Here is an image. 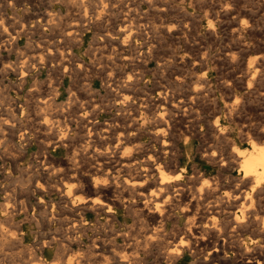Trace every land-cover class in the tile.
Segmentation results:
<instances>
[{
    "label": "rangeland",
    "instance_id": "374dc122",
    "mask_svg": "<svg viewBox=\"0 0 264 264\" xmlns=\"http://www.w3.org/2000/svg\"><path fill=\"white\" fill-rule=\"evenodd\" d=\"M155 1L156 0H152V1L143 0V2L142 0H110V1L109 0H37V1L36 0H0V29H1L0 30V33H1L0 34V130L3 132L2 134V132L0 131V146H1L0 147V228H1L0 229V246H1L0 247V264H17V263L18 264L20 263L21 264H38V263L39 264L40 263L41 264H53V263L54 264H76V263L80 264L81 263L82 264L83 262H84L83 264H222V263L223 264H243V262L245 261V258H243L241 254L244 252V249L241 248L240 254L239 252L237 253V247L240 246V240H237L233 237L230 238L231 240L228 239L226 242L228 245L226 244V247L224 249L225 254L220 249L219 250L217 249L218 253L215 254L214 253L215 251L213 248L208 254H206L207 250L197 251L195 254V252H192L191 250L189 251L190 248L186 246L184 247L186 249L183 250V254L181 252V254H179L177 257H174L168 253V249H169L168 242L169 240H173V242L175 243L177 240V243H178L180 234L186 231L187 229L186 227L189 226V222H192V221L195 222L198 220L197 221L198 224L197 225L194 224V226L192 224V226L194 228L195 226L197 228H201V224L205 222L207 217H211V215L213 214L208 211L214 206V204H212L214 203L213 201H215L214 199H216L217 196L219 197L223 194L228 195L229 193L230 195L236 188L238 189L240 187V183L238 180V175H239L238 169L233 168V169H227V170L225 169L220 170L219 164L217 162H215L214 164L211 163L207 158H205V155H204V150L207 149L209 145L216 144L217 147H221V146L224 147V146L229 145L228 142L226 143V141L222 139H220L218 142H215L214 139L212 138V134L210 132L206 134L205 130H204L205 134L202 135L199 132V127L197 124L193 125L194 127L193 131H191V133L188 134L187 139H185V137L182 134L184 133V130L186 126L188 125V121L190 122V120H195L199 118L200 116L202 119L212 120L215 116H221L222 111H226V110L227 111L225 113L229 114L230 111L232 113V115L228 117L229 121H227V123H224L228 127L227 129L229 131L228 132L229 137L236 138L238 136L237 131H238L239 125L241 126V124H247V125H252L253 127L261 128L260 124L264 120V116H263V113H264V108H263L264 107V100H263L264 99L263 98V95H264V75H263L264 74V56L260 57L264 55V42H263L264 41V33H263L264 32V26H263L264 25V15H263L264 5L261 0L260 1L259 0H254V1L253 0H240V1L239 0H221V1L220 0H199V1L196 0V3L195 1H193L192 5H189V2H190L189 0H185V2L184 0H168V1L167 0H157L156 2ZM181 7H184L183 9L185 10H183ZM259 7L261 10L259 9ZM133 8L136 9L137 13L135 12ZM153 8L154 10L152 11ZM226 8L227 10L225 11ZM161 9H163L162 12L164 14L161 12ZM181 9L187 12L188 15L185 12L183 13ZM150 10L152 13L151 12L149 13ZM233 10H236V11H233ZM132 11H134L133 12L134 15ZM196 15L199 16L198 20L196 19L198 18V16L196 17ZM252 15H256V16H252ZM97 16H99V19ZM183 17L185 20L183 19ZM124 19L126 20V22H124L125 21ZM193 19H194V22H193ZM190 20L193 24L190 22ZM133 21H135L136 23ZM141 21L143 22V24ZM35 22L37 24H35ZM229 22L231 24H228ZM86 23L88 24L86 25ZM224 23L226 24V26L224 25ZM121 24L131 26L130 28H132V31L135 34V36L132 37V39L131 38L126 39L125 33H123V26ZM169 25L172 30L168 32L166 28H170ZM229 26L230 28L232 26L233 27L230 29ZM237 26L240 29H238ZM53 27H55V31ZM72 27L74 29H72ZM156 28H158L159 30ZM259 28L261 30H259ZM27 29H28V32H27ZM48 29H50L51 32ZM173 29L174 31L175 30L177 31L174 32ZM183 29H186V30H183ZM187 31L189 34L187 33ZM54 32H55L54 34L55 36L53 35ZM233 32L234 33L237 32V33L234 34ZM43 33L46 35H44ZM237 34L244 38L239 37ZM137 35L139 38L137 37ZM13 36H15L16 38ZM50 37L52 40L50 39ZM65 38L67 39V41ZM250 38H252L253 40ZM234 40H235V43H234ZM49 41L51 43L53 41L55 42L51 44L49 43ZM231 41H233V43ZM47 43H49V45ZM242 44L244 45V47ZM32 46L34 50H32ZM66 47H68V49ZM149 48H152L151 50L153 51H151ZM236 49H238V51ZM123 51L124 53L122 54ZM62 52L66 54L63 55ZM174 52L176 55L174 54ZM204 52H207L205 53L206 55L208 54L207 57L204 54ZM241 52H244L242 53L243 55L241 54ZM71 53L73 55H71ZM149 54H152V55L149 56ZM61 55L63 57H61ZM194 55L196 57H194ZM258 55L260 56L257 58ZM71 56H72V59H71ZM170 56H172L173 58ZM145 58L148 60H146ZM184 58L188 61H186ZM228 58L229 59L231 58L230 59L231 62H229L230 60ZM232 58L237 61L236 62L235 60L233 61ZM48 59L50 60V62ZM51 59H55V60H51ZM123 59L125 61H123ZM227 59H228V62H227ZM248 59L249 60L255 59L254 62L251 61L252 65L250 64V61ZM257 59L258 61H256ZM200 60H202L203 62ZM160 61L162 65L160 64ZM245 61L247 64H245ZM236 64L239 66L236 67L237 66ZM257 64H259V66ZM247 65L249 66L250 69L247 68L248 67ZM79 67H81V70L79 69ZM66 69L68 71L71 70L73 73L71 71L68 72ZM135 69L136 70L138 69V70L136 71ZM179 70H181V74ZM155 74H158V75H155ZM177 75L178 77L181 76L180 77L181 79L177 78ZM130 76L133 78H131ZM203 82H205V84ZM249 83L252 84L253 89ZM201 85L205 87L203 88L201 87ZM261 85L262 87H260ZM196 86H198V88ZM227 86L230 88H228ZM255 86H257V88ZM127 94L129 95V97L127 96ZM175 94H176V97H174ZM206 94H207V97H205ZM233 95H235L236 98ZM120 96L121 98H123L124 96V99L123 100L121 98L119 99ZM125 96H127V98ZM251 96H254V97H251ZM240 97L241 99L242 98L243 99L241 100ZM230 98L232 99L230 100ZM46 100L54 101L53 102L54 104L51 106L52 102H48ZM236 100L240 101L241 103ZM121 101H123V103ZM162 102L164 104L167 103L166 104L167 106L172 107L171 108L172 132H169V134L166 136L168 140L171 139L172 141L171 142L172 143V149H171L172 153L171 152L168 153V157L166 161L170 165H174V164L177 165L178 169L183 171L185 175L193 176L195 174V176H198V178L194 179L193 181H188L187 176L185 178V181L187 183V189H188L187 193H189L190 195H187L188 197L186 201L185 200L182 201L181 207H184L187 209L183 208L184 212L183 210L181 211L180 209H177V208L175 209L172 208L173 211L169 209V212L165 214L163 221L158 223L157 221L155 222V220L152 219V217L149 215L146 208L142 206L141 202H143V199L141 198L139 199L138 197H135V195H134L135 198L131 197L129 193H127V190H125L126 187L123 186V183H122V178L124 176L129 175L131 177L134 176V178L140 179L144 172L141 173L140 168H138L137 166L131 165L132 164L131 162H133V160H132L131 155L127 152V150H123V148L115 149L116 148L115 143L117 142V139H116L117 134L115 133L113 135L114 139H113V142H111L112 137L105 136V133L102 132V128L105 127L106 124L107 125L113 124L115 126L118 125L120 127L121 125H125V124L126 125L134 124L133 129L135 133L130 137L128 136H125L124 138L121 137L123 141L122 144L131 145L133 147L135 145L136 147L141 146V149L139 148L140 150L139 149L138 150L136 149V150L141 151L143 155H145L146 152H153V148L159 149L160 144H161V141H158V138L152 136V132H153L154 122H156L155 113H157V107L159 109L158 104ZM185 102H187V104ZM233 102L236 103V108L228 112V109L226 108H230V107L226 105L233 104ZM44 103H45V106H44ZM116 103L123 109H120V108L118 109V107L116 106ZM48 106H49V109L51 110L48 109ZM71 107L73 108V110ZM189 107L191 108L189 109ZM34 108L36 111L34 110ZM186 108L188 109V111L186 110ZM90 111L92 114L89 113ZM144 111H146V114L148 113L147 115L149 116V123L143 124L144 125L143 126L141 125V122L143 121L142 117L144 116L143 115L145 113ZM198 111L200 112L199 114H198ZM54 112L57 114H55ZM48 113H50L51 115ZM87 114H89L90 116L89 115L87 116ZM228 114L225 116L227 117ZM80 116H84V117L81 118ZM118 116H119V119L117 118ZM130 116H132V118ZM212 116L213 118H211ZM76 117H78L79 119ZM230 117L232 120L230 119ZM137 118H139L140 120ZM55 119L56 120L59 119V120L56 121ZM132 119H135V120H132ZM245 119L247 120L246 121L247 123L245 122ZM47 120L52 121V122L49 121L51 125L48 123ZM69 121H72V122H69ZM87 121H90V123L92 124H96L97 128L99 127L98 130L95 129L96 131L94 130V133H92L93 130H89L88 126L86 125L88 123ZM116 121L118 122L116 123ZM63 131H68L67 133L68 136L64 138L66 140H63V138L62 140L60 139ZM96 133L99 135H96ZM57 134L60 137H58ZM86 134L87 135L89 134L87 138H86L87 136ZM102 137H104L103 139L105 140H103ZM222 141L224 143H222ZM259 142L264 143V138L262 140L260 139ZM91 144L92 146H90ZM102 144L104 145L102 146ZM75 145L77 146V148ZM108 146L111 147L110 148L111 150L108 148ZM241 146L245 147V145H241ZM72 147H73V150H71ZM81 148L82 150H80ZM76 149L79 151H77ZM93 150H95L96 152ZM73 151H75L74 152L75 155L77 154L76 156L73 155L74 154ZM85 151H88V152H85ZM10 154H12V156ZM114 154L118 156V158ZM15 155L17 157H14ZM72 155L75 157L76 160L74 159ZM123 155L124 157L121 158V156ZM173 155H175V157ZM45 156H47V158ZM126 156H129V157H126ZM80 157L82 158V160ZM126 158L127 159L129 158V159L126 160ZM42 159H44L47 162H45ZM48 159H49V162H48ZM111 159H113L114 161ZM65 161L66 162L68 161L67 163L70 162V164H68L70 169L66 168ZM116 163L117 165H115ZM74 164L75 166H73ZM103 164L106 166H103ZM126 165L129 170L127 169L125 170L124 167H126ZM150 165L152 164H149V166ZM107 166L108 168L112 167L109 171V172L111 171L112 172L111 173L108 172L109 173L108 177L105 176L104 174L107 171V168H106ZM89 167L91 170L89 169ZM91 167H94V169ZM86 168L88 169V171H86L87 170ZM118 169L119 171L122 170L121 172H119V174L116 173ZM147 169L148 168H146L145 170L147 171ZM58 170L61 172L63 170V172L61 173ZM71 170H74V172ZM75 170L79 172H75ZM101 173H103V175ZM95 174H98V175H95ZM217 174L219 177V182H218V186H217L218 188L216 190V194H214L213 196L211 195V197H209L208 199H205L203 193L200 194V192L197 191L198 187H200L201 184L204 185V182H206L207 184V181L209 183H213L215 181V177L217 176ZM223 175L226 177H224ZM78 176H81V177L78 178ZM84 176L85 178H87V181L85 179L86 182L85 181L83 182ZM106 178L107 180H105ZM232 178L233 180H231ZM69 180L70 182L74 183V187L76 186L77 190L79 191L75 193L76 195H70L71 197L70 196L67 197L65 193L66 190L63 187V185L66 184L67 181H68L67 183H69ZM95 180L97 182L101 181L100 183L102 185L100 183L95 182ZM203 180H207V181H203ZM199 181L201 182V184ZM91 182L97 183V185L99 186L98 187L99 190H102L103 188L102 192L98 194L97 193L91 194V192L89 193V188H91V186L88 185V183H91ZM104 182H107V183H104ZM195 182L198 184L195 185L194 184ZM79 183L81 184L79 185ZM111 184L115 187L113 188ZM59 185L61 186V188ZM106 185L108 186V188ZM102 186H104L105 188ZM79 187L80 188L82 187V188L79 189ZM119 189L121 192L119 191ZM114 195H117V196H114ZM127 195L129 197H126ZM119 196H122L123 198ZM73 197L76 200H73L74 199ZM83 197L84 198L86 197L85 199L87 198L88 199L87 200L84 199V202H82ZM95 197L98 198L99 200H104V199L111 200L112 199L113 201L112 207L105 208V206H99V205L95 206L92 203V200ZM72 200H73V203H72ZM210 200L212 202L209 203L208 201ZM238 200L239 201L236 200L238 203L236 204L237 205L241 204V206H243V208L245 209H249L254 206L258 207L259 209L261 208L260 210L264 209V206L262 205L264 204V196L263 197L261 196L260 198H253L252 201L251 199H249V197L248 198L240 197ZM126 201H128L129 203ZM224 201H225V198H224ZM186 202L187 204H185ZM242 203H246V204L248 203V205L245 206ZM225 206L223 207L225 210L221 208V215L218 217L220 221L222 220L223 223L225 222L224 224H226L225 226L227 227L230 225L229 223L231 221L230 220L231 210L230 208H228L226 204ZM136 208L138 210H136ZM197 209H199L200 212L197 213L198 211ZM202 209H203V213H202ZM201 213L202 215L200 216ZM186 214L189 219L187 218ZM190 215L191 216L193 215V217H191ZM198 218H200V220ZM151 223L154 224L155 226L152 225ZM160 225H162V227ZM156 226L159 229H157ZM148 227L149 229H147ZM229 227L227 228V231L228 229H230ZM252 227L248 229H244L241 233L242 234L241 238L243 236H244L243 238L245 239H249V237H252L253 236L252 232L254 228ZM179 230L183 232H180ZM208 230L209 229L207 228V230L204 231V233H205V236L208 235L207 237L211 239L210 241H212V243L214 242V240L220 239L222 237V235L220 236L217 235L218 233H213L214 234L213 235L212 231L211 230L208 231ZM1 233L2 234L4 233L5 235L3 236L1 235ZM166 234L167 236H165ZM10 235L14 237H11ZM216 235L219 236L220 238L217 237ZM146 237H149V238H146ZM130 239L132 240L130 241ZM136 240L138 242H136ZM113 243L115 244V247L114 246L112 247V245H114ZM260 244L262 247H264V239L260 241ZM249 250L251 251L252 248H250ZM123 251H126L127 253V259L124 262L122 261L123 257L121 256L123 255ZM59 252L62 253L61 256ZM73 252L76 256L73 254ZM106 255L107 257L105 259ZM62 256L64 257V259ZM29 257L31 259L33 258L34 259L29 261V259H27ZM69 257L70 258L72 257V258L69 259Z\"/></svg>",
    "mask_w": 264,
    "mask_h": 264
},
{
    "label": "bare ground",
    "instance_id": "6f19581e",
    "mask_svg": "<svg viewBox=\"0 0 264 264\" xmlns=\"http://www.w3.org/2000/svg\"><path fill=\"white\" fill-rule=\"evenodd\" d=\"M37 1V0H36ZM110 1V0H109ZM152 1V0H151ZM157 1V0H156ZM155 1V2H156ZM168 1V0H167ZM190 2H189V5H192L193 4V1H195V3H196V0H189ZM199 1V0H198ZM221 1V0H220ZM240 1V0H239ZM254 1V0H253ZM260 1V0H259ZM262 1V3H263V5H264V0H261ZM100 2H102V1H100ZM142 2H143V0H142ZM141 2V3H142ZM150 2V1H149ZM161 2V1H160ZM180 2V1H179ZM184 2H185V0H184ZM201 2V1H200ZM199 2V3H200ZM245 2H247V1H245ZM249 2V1H248ZM85 3V2H84ZM94 3V2H93ZM109 3V2H108ZM107 3V4H108ZM140 3V4H141ZM148 3V2H147ZM198 3V2H197ZM214 3V2H213ZM250 3H251V1H250ZM256 3V2H255ZM258 3V2H257ZM89 4V3H88ZM143 4V3H142ZM151 4V3H150ZM160 4V3H159ZM163 4V3H162ZM180 4V3H179ZM187 4V3H186ZM110 5V4H109ZM109 5H108V7H109ZM119 5H120V3H119ZM131 5H133V4H131ZM137 5V4H136ZM161 5V4H160ZM188 5V6H189ZM202 5V4H201ZM252 5V4H251ZM36 6V5H35ZM150 6V5H149ZM148 6V7H149ZM154 6V5H153ZM198 6V5H197ZM98 7V6H97ZM104 7V6H103ZM112 7V6H111ZM120 7V6H119ZM126 7V6H125ZM137 7V6H136ZM152 7V6H151ZM150 7V8H151ZM155 7V6H154ZM157 7V6H156ZM173 7V6H172ZM238 7V6H237ZM95 8V7H94ZM121 8V7H120ZM140 8V7H139ZM159 8V7H158ZM179 8V7H178ZM182 9L184 8V7H181ZM192 8V7H191ZM196 8V7H195ZM201 8V7H200ZM211 8V7H210ZM96 9V8H95ZM134 9V8H133ZM132 9V10H133ZM156 9V8H155ZM160 9V8H159ZM181 9V11H183V10H185V9H183L182 10ZM231 9V8H230ZM233 9H235V8H233ZM259 9H260V7H259ZM110 10V9H109ZM127 10H129V9H127ZM135 10V12H136V9H134ZM137 10H138V8H137ZM154 10V8L152 9V11ZM162 10L163 9H161V12H162ZM174 10V9H173ZM199 10V9H198ZM223 10V9H222ZM221 10V11H222ZM227 10V8L225 9V11ZM261 10V9H260ZM97 11V10H96ZM104 11V10H103ZM130 11H131V9H130ZM146 11V10H145ZM178 11V10H177ZM233 11H236V10H233ZM121 12V11H120ZM134 11H132V13H133ZM151 12V10L149 11V13ZM185 11H183V13H184ZM213 12V11H212ZM46 13V12H45ZM137 13V12H136ZM135 13V14H136ZM152 13V12H151ZM158 13V12H157ZM163 13V12H162ZM168 13V12H167ZM185 13H187V12H185ZM259 13V12H258ZM97 14V13H96ZM164 14V13H163ZM190 14V13H189ZM227 14H229V13H227ZM226 14V15H227ZM254 14V13H253ZM93 15V14H92ZM95 15V14H94ZM104 15H105V13H104ZM108 15V14H107ZM132 15V14H131ZM133 15H134V13H133ZM132 15V16H133ZM144 15H145V13H144ZM152 15V14H151ZM177 15V14H176ZM186 15V14H185ZM185 15H183V16H185ZM187 15H188V13H187ZM193 15V14H192ZM195 15V14H194ZM209 15V14H208ZM238 15V14H237ZM264 15V14H263ZM29 16V15H28ZM33 16V15H32ZM110 16V15H109ZM127 16V15H126ZM136 16V15H135ZM166 16V15H165ZM165 16H163V17H165ZM198 15H196V17H197ZM252 16H256V15H252ZM38 17V16H37ZM98 17V19H99V16H97ZM101 17V16H100ZM108 17V16H107ZM179 17V16H178ZM188 17V16H187ZM191 17V16H190ZM193 17V16H192ZM232 17V16H231ZM238 17V16H237ZM259 17H261V16H259ZM78 18V17H77ZM104 18V17H103ZM123 18V17H122ZM148 18V17H147ZM158 18V17H157ZM182 18V17H181ZM180 18V19H181ZM35 19V18H34ZM126 19V18H125ZM124 19V20H125ZM156 19V18H155ZM183 19H184V17H183ZM189 19V18H188ZM195 19V18H194ZM194 19H193V22H194ZM197 20L199 19V16H198V18H196ZM254 19V18H253ZM260 19V18H259ZM33 20V19H32ZM31 20V21H32ZM102 20V19H101ZM120 20V19H119ZM118 20V21H119ZM131 20V19H130ZM140 20V19H139ZM170 20H172V19H170ZM179 20V19H178ZM185 20V19H184ZM236 20V19H235ZM263 20V19H262ZM30 21V22H31ZM37 21V20H36ZM103 21V20H102ZM136 21H137V19H136ZM167 21V20H166ZM210 21V20H209ZM233 21V20H232ZM258 21V20H257ZM97 22H98V20H97ZM96 22V23H97ZM124 22H126V20L124 21ZM133 22H135V21H133ZM142 22V21H141ZM161 22V21H160ZM163 22V21H162ZM173 22V21H172ZM190 22H191V20H190ZM217 22V21H216ZM220 22V21H219ZM231 22V21H230ZM228 23V24H231V23ZM253 22V21H252ZM95 23V24H96ZM136 23V22H135ZM176 23V22H175ZM180 23V22H179ZM189 23V22H188ZM192 23V22H191ZM236 23V22H235ZM237 23H238V21H237ZM259 23V22H258ZM258 23H257V25H258ZM35 24H37L36 22H35ZM88 23H86V25H87ZM94 24V25H95ZM98 24V23H97ZM100 24V23H99ZM142 24H143V22H142ZM153 24V23H152ZM151 24V25H152ZM167 24V23H166ZM174 24V23H173ZM178 24V23H177ZM190 24V23H189ZM193 24V23H192ZM195 24V23H194ZM240 24V23H239ZM263 24V23H262ZM12 25V24H11ZM14 25V24H13ZM70 25V24H69ZM106 25V24H105ZM111 25V24H110ZM122 25V24H121ZM133 25H134V23H133ZM132 25V26H133ZM150 25V26H151ZM164 25V24H163ZM171 25V24H170ZM170 25H169V27H170ZM179 25H181V24H179ZM185 25V24H184ZM223 25V24H222ZM224 25L226 26V24L224 23ZM256 25V24H255ZM80 26V25H79ZM97 26V25H96ZM95 26V27H96ZM99 26V25H98ZM113 26V25H112ZM123 26V33H125V36H126V39L127 38H131L132 39V37H134L135 36V34L133 33V31H132V28H130L131 26H128V25H122ZM172 26V25H171ZM178 26V25H177ZM186 26V25H185ZM184 26V27H185ZM231 26V25H230ZM230 26H229V28H230ZM264 26V25H263ZM15 27V26H14ZM18 27V26H17ZM37 27H39V26H37ZM36 27V28H37ZM120 27V26H119ZM134 27V26H133ZM152 27V26H151ZM154 27V26H153ZM163 27V26H162ZM180 27V26H179ZM184 27H182V28H184ZM223 27V26H222ZM233 27V26H232ZM231 27V28H232ZM236 27V26H235ZM259 27V26H258ZM35 28V27H34ZM45 28V27H44ZM50 28H52V27H50ZM54 28V31H55V27H53ZM94 28V27H93ZM112 28V27H111ZM135 28V27H134ZM146 28V27H145ZM149 28V27H148ZM164 28V27H163ZM162 28V29H163ZM173 28V27H172ZM176 28V27H175ZM178 28V27H177ZM190 28V27H189ZM193 28V27H192ZM230 28V29H231ZM237 28H238V26H237ZM29 29V28H28ZM28 29H27V32H28ZM62 29V28H61ZM69 29V28H68ZM72 29H74L73 27H72ZM76 29V28H75ZM95 29V28H94ZM99 29V28H98ZM138 29V28H137ZM156 29H158V28H156ZM167 30H168V32L170 31V30H172L171 29V27L170 28H166ZM216 29V28H215ZM226 29V28H225ZM235 29V28H234ZM238 29H240V28H238ZM238 29H237V31H238ZM258 29V28H257ZM1 30V29H0ZM37 30H39V29H37ZM37 30H35V31H37ZM50 32H51V30L50 29H48ZM78 30V29H77ZM97 30V29H96ZM149 30V29H148ZM159 30V29H158ZM183 30H186V29H183ZM191 30V29H190ZM210 30V29H209ZM217 30V29H216ZM223 30H224V28H223ZM223 30H222V32H223ZM236 30V29H235ZM234 30V31H235ZM259 30H261L260 28H259ZM26 31V30H25ZM24 31V32H25ZM63 31V30H62ZM113 31V30H112ZM122 31V30H121ZM135 31V30H134ZM165 31V30H164ZM173 31H174V29H173ZM175 31H177V30H175ZM174 31V32H175ZM194 31V30H193ZM193 31H191V32H193ZM231 31V30H230ZM233 31V30H232ZM243 31V30H242ZM263 31V30H262ZM33 32V31H32ZM44 32V31H43ZM58 32H60V31H58ZM64 32V31H63ZM98 32H100V31H98ZM119 32V31H118ZM136 32V31H135ZM154 32V31H153ZM211 32V31H210ZM217 32V31H216ZM260 32V31H259ZM9 33V32H8ZM16 33V32H15ZM74 33V32H73ZM142 33V32H141ZM144 33V32H143ZM165 33H167V32H165ZM184 33V32H183ZM182 33V34H183ZM187 33H188V31H187ZM195 33V32H194ZM193 33V34H194ZM197 33V32H196ZM218 33V32H217ZM226 33V32H225ZM234 33V32H233ZM237 33V32H236ZM236 33H234V34H236ZM240 33V32H239ZM238 33V34H239ZM243 33V32H242ZM245 33V32H244ZM264 33V32H263ZM1 34V33H0ZM10 34V33H9ZM14 34V33H13ZM44 34V33H43ZM52 34V33H51ZM55 34V32L53 33V35ZM96 34V33H95ZM189 34V33H188ZM187 34V35H188ZM192 34V33H191ZM212 34H213V32H212ZM211 34V35H212ZM230 34V33H229ZM237 34V35H238ZM11 35V34H10ZM44 35H46V34H44ZM43 35V36H44ZM101 35V34H100ZM99 35V36H100ZM106 35V34H105ZM142 35V34H141ZM140 35V36H141ZM210 35V34H209ZM231 35V34H230ZM240 35V34H239ZM238 35V36H239ZM4 36H5V34H4ZM50 36V35H49ZM55 36V35H54ZM58 36H60V35H58ZM97 36V35H96ZM124 36V37H125ZM214 36V35H213ZM237 36V37H238ZM11 37V36H10ZM13 37H15V36H13ZM39 37V36H38ZM48 37V36H47ZM64 37H66V36H64ZM63 37V38H64ZM68 37V36H67ZM74 37V36H73ZM124 37H123V39H124ZM137 37H138V35H137ZM169 37V36H168ZM179 37V36H178ZM182 37H184V36H182ZM187 37H189V36H187ZM233 37V36H232ZM239 37H242V36H239ZM249 37V36H248ZM6 38H7V36H6ZM16 38V37H15ZM29 38V37H28ZM101 38H103V37H101ZM107 38V37H106ZM139 38V37H138ZM236 38V37H235ZM242 38H244V37H242ZM13 39V38H12ZM50 39H51V37H50ZM54 39V38H53ZM66 39V38H65ZM65 39H64V41H65ZM95 39V38H94ZM129 39H128V41H129ZM146 39V38H145ZM152 39V38H151ZM157 39V38H156ZM249 39V38H248ZM250 39H252V38H250ZM46 40V39H45ZM48 40V39H47ZM52 40V39H51ZM103 40V39H102ZM179 40V39H178ZM195 40V39H194ZM240 40V39H239ZM246 40V39H245ZM253 40V39H252ZM66 41H67V39H66ZM111 41V40H110ZM131 41V40H130ZM188 41V40H187ZM12 42H13V40H12ZM43 42V41H42ZM45 42H47V41H45ZM53 42H55V41H53ZM52 42V43H53ZM61 42V41H60ZM69 42V41H68ZM132 42V41H131ZM155 42V41H154ZM180 42V41H179ZM232 43H233V41H231ZM264 42V41H263ZM49 43H51L50 41H49ZM49 43H47L48 45H49ZM51 43V44H52ZM63 43V42H62ZM99 43V42H98ZM234 43H235V40H234ZM238 43V42H237ZM241 43V42H240ZM246 43V42H245ZM65 44V43H64ZM106 44V43H105ZM188 44V43H187ZM197 44V43H196ZM244 44V43H243ZM242 44V45H243ZM249 44V43H248ZM247 44V45H248ZM39 45V44H38ZM42 45V44H41ZM126 45V44H125ZM129 45V44H128ZM131 45V44H130ZM235 45V44H234ZM233 45V46H234ZM246 45V44H245ZM31 46V45H30ZM29 46V47H30ZM47 46V45H46ZM53 46V45H52ZM65 46V45H64ZM69 46V45H68ZM135 46V45H134ZM143 46V45H142ZM146 46V45H145ZM153 46V45H152ZM240 46V45H239ZM44 47V46H43ZM55 47V46H54ZM140 47V46H139ZM236 47V46H235ZM243 47H244V45H243ZM37 48V47H36ZM35 48V49H36ZM42 48V47H41ZM67 49H68V47H66ZM141 48V47H140ZM185 48V47H184ZM249 48V47H248ZM40 49V48H39ZM65 49V48H64ZM106 49V48H105ZM137 49H138V47H137ZM150 50L152 49V48H149ZM148 49V50H149ZM186 49H187V47H186ZM241 49H243V48H241ZM27 50V49H26ZM29 50V49H28ZM32 50H34L33 49V46H32ZM41 50V49H40ZM47 50V49H46ZM51 50V49H50ZM226 50V49H225ZM237 51H238V49H236ZM235 50V51H236ZM247 50V49H246ZM39 51V50H38ZM56 51V50H55ZM63 51V50H62ZM70 51V50H69ZM151 51H153V50H151ZM157 51V50H156ZM195 51H197V50H195ZM224 51V50H223ZM242 51V50H241ZM248 51V50H247ZM135 52V51H134ZM137 52V51H136ZM177 52V51H176ZM185 52V51H184ZM203 52V51H202ZM226 52V51H225ZM224 52V53H225ZM229 52V51H228ZM245 52V51H244ZM244 52H241V54L242 53H244ZM52 53V52H51ZM63 53V52H62ZM102 53V52H101ZM124 53V51L122 52V54ZM132 53V52H131ZM153 53V52H152ZM205 53H207V52H204V54ZM230 53H232V52H230ZM239 53V52H238ZM56 54V53H55ZM64 54H66V53H63V55ZM157 54V53H156ZM174 54H175V52H174ZM188 54V53H187ZM198 54V53H197ZM199 54H200V52H199ZM262 54V53H261ZM51 55V54H50ZM53 55H54V53H53ZM57 55V54H56ZM71 55H73L72 53H71ZM150 55H152V54H149V56ZM176 55V54H175ZM174 55V56H175ZM191 55V54H190ZM206 55V54H205ZM208 55V54H207ZM207 55H206V57H207ZM235 55V54H234ZM236 55H237V53H236ZM243 55V54H242ZM241 55V56H242ZM35 56V55H34ZM33 56V57H34ZM44 56H45V54H44ZM58 56V55H57ZM70 56V55H69ZM131 56V55H130ZM239 56V55H238ZM260 55H258L257 56V58L259 57ZM264 55H262V56H260V57H263ZM37 57H38V55H37ZM53 57V56H52ZM61 57H63L62 55H61ZM132 57V56H131ZM144 57V56H143ZM142 57V58H143ZM170 57H172V56H170ZM186 57V56H185ZM194 57H196L195 55H194ZM203 57V56H202ZM250 57V56H249ZM24 58V57H23ZM27 58V57H26ZM41 58V57H40ZM49 58V57H48ZM55 58V57H54ZM124 58V57H123ZM133 58V57H132ZM131 58V59H132ZM157 58V57H156ZM155 58V59H156ZM173 58V57H172ZM252 58V57H251ZM25 59V58H24ZM39 59V58H38ZM66 59V58H65ZM71 59H72V56H71ZM113 59V58H112ZM121 59V58H120ZM126 59V58H125ZM136 59V58H135ZM146 59V58H145ZM185 59V58H184ZM229 59V58H228ZM228 59H227V62H228ZM231 59V58H230ZM229 59V60H230ZM233 59V58H232ZM255 59H256V57H255ZM254 59V60H255ZM27 60V59H26ZM45 60V59H44ZM49 60V59H48ZM51 60H55V59H51ZM64 60V59H63ZM76 60V59H75ZM108 60V59H107ZM114 60H115V58H114ZM113 60V61H114ZM118 60V59H117ZM116 60V61H117ZM146 60H148V59H146ZM175 60V59H174ZM186 60V59H185ZM223 60H225V59H223ZM235 59H233V61H234ZM249 60V59H248ZM254 60L252 59H250L249 61H250V64L252 65V63H251V61H253L254 62ZM262 60H263V58H262ZM68 61V60H67ZM123 61H125L124 59H123ZM139 61V60H138ZM158 61V60H157ZM172 61V60H171ZM186 61H188V60H186ZM200 61H202V60H200ZM237 60H235V62H236ZM256 61H258V59L256 60ZM255 61V62H256ZM42 62H43V60H42ZM46 62V61H45ZM49 62H50V60H49ZM72 62V61H71ZM78 62H79V60H78ZM96 62V61H95ZM130 62H132V61H130ZM143 62V61H142ZM165 62V61H164ZM178 62V61H177ZM203 62V61H202ZM208 62V61H207ZM206 62V63H207ZM229 62H231V60L229 61ZM242 62V61H241ZM260 62V61H259ZM39 63V62H38ZM82 63V62H81ZM98 63V62H97ZM108 63V62H107ZM113 63V62H112ZM119 63V62H118ZM122 63V62H121ZM134 63V62H133ZM179 63V62H178ZM249 63V62H248ZM24 64H25V62H24ZM59 64V63H58ZM80 64V63H79ZM114 64V63H113ZM124 64V63H123ZM127 64V63H126ZM137 64V63H136ZM141 64H143V63H141ZM160 64H161V61H160ZM187 64V63H186ZM185 64V65H186ZM191 64H193V63H191ZM199 64V63H198ZM203 64V63H202ZM229 64V63H228ZM231 64V63H230ZM238 64V63H237ZM236 64V65H237ZM245 64H247L246 63V61H245ZM256 64V63H255ZM255 64H254V66H255ZM81 65V64H80ZM131 65V64H130ZM134 65V64H133ZM138 65V64H137ZM140 65V64H139ZM144 65H145V63H144ZM162 65V64H161ZM164 65V64H163ZM167 65V64H166ZM175 65V64H174ZM183 65V64H182ZM196 65H197V63H196ZM244 65V64H243ZM242 65V66H243ZM258 66H259V64H257ZM29 66V65H28ZM73 66V65H72ZM200 66H201V64H200ZM239 65H237L236 67H238ZM248 66V65H247ZM58 67V66H57ZM67 67V66H66ZM82 67V66H81ZM81 67H79V69L81 70ZM108 67V66H107ZM115 67V66H114ZM125 67V66H124ZM166 67V66H165ZM171 67H172V65H171ZM187 67V66H186ZM203 67V66H202ZM232 67V66H231ZM59 68V67H58ZM57 68V69H58ZM84 68V67H83ZM132 68V67H131ZM169 68H170V66H169ZM168 68V69H169ZM182 68V67H181ZM193 68V67H192ZM247 68H249V66L247 67ZM236 69V68H235ZM239 69H240V67H239ZM250 69V68H249ZM249 69H247V70H249ZM56 70V69H55ZM54 70V71H55ZM59 70V69H58ZM67 70V69H66ZM70 70V69H69ZM80 70H78V71H80ZM133 70V69H132ZM136 70V69H135ZM138 70V69H137ZM136 70V71H137ZM164 70H165V68H164ZM167 70V69H166ZM244 70V69H243ZM68 71V70H67ZM71 71V70H70ZM70 71H68V72H70ZM180 71V74H181V70H179ZM188 71V70H187ZM233 71V70H232ZM240 71V70H239ZM257 71V70H256ZM259 71V70H258ZM61 72V71H60ZM72 72V71H71ZM156 72V71H155ZM166 72V71H165ZM169 72V71H168ZM190 72V71H189ZM252 72V71H251ZM261 72V71H260ZM4 73V72H3ZM73 73V72H72ZM150 73V72H149ZM176 73V72H175ZM188 73V72H187ZM235 73V72H234ZM248 73H249V71H248ZM257 73V72H256ZM67 74V73H66ZM77 74V73H76ZM79 74V73H78ZM134 74V73H133ZM140 74V73H139ZM163 74V73H162ZM168 74V73H167ZM102 75V74H101ZM145 75V74H144ZM155 75H158V74H155ZM154 75V76H155ZM175 75V74H174ZM241 75V74H240ZM239 75V76H240ZM264 75V74H263ZM48 76V75H47ZM127 76V75H126ZM132 76V75H131ZM130 76V77H131ZM169 76V75H168ZM170 76H172V75H170ZM197 76V75H196ZM195 76V77H196ZM235 76V75H234ZM242 76H243V74H242ZM248 76V75H247ZM255 76V75H254ZM129 77V76H128ZM175 77V76H174ZM181 77V76H180ZM180 77H178V75H177V78H180ZM229 77V76H228ZM246 77V76H245ZM256 77H257V75H256ZM256 77H254V78H256ZM131 78H133V77H131ZM176 78V79H177ZM250 78V77H249ZM126 79V78H125ZM135 79V78H134ZM181 79V78H180ZM184 79V78H183ZM127 80V79H126ZM132 80V79H131ZM179 80V79H178ZM202 80V79H201ZM200 80V81H201ZM252 80V79H251ZM250 80V81H251ZM261 80H263V79H261ZM128 81V80H127ZM176 81V80H175ZM174 81V82H175ZM182 81V80H181ZM200 81H199V83H200ZM208 81V80H207ZM133 82V81H132ZM184 82V81H183ZM241 82H242V80H241ZM248 82V81H247ZM172 83H173V81H172ZM204 84H205V82H203ZM202 83V84H203ZM224 83V82H223ZM253 83H255V82H253ZM123 84H125V83H123ZM175 84H177V83H175ZM184 84V83H183ZM188 84V83H187ZM186 84V85H187ZM207 84V83H206ZM225 84V83H224ZM230 84V83H229ZM247 84V83H246ZM250 84V83H249ZM263 84V83H262ZM110 85V84H109ZM128 85V84H127ZM180 85V84H179ZM182 85V84H181ZM221 85V84H220ZM237 85V84H236ZM251 85V87H252V84H250ZM249 85V86H250ZM124 86V85H123ZM122 86V87H123ZM130 86V85H129ZM166 86V85H165ZM247 86V85H246ZM245 86V87H246ZM248 86V87H249ZM253 86H254V84H253ZM156 87V86H155ZM183 87V86H182ZM190 87V86H189ZM197 88H198V86H196ZM201 87H203L202 85H201ZM205 87V86H204ZM203 87V88H204ZM228 87V86H227ZM256 88H257V86H255ZM254 87V88H255ZM260 87H262V85L260 86ZM48 88V87H47ZM46 88V89H47ZM124 88V87H123ZM188 88V87H187ZM228 88H230V87H228ZM235 88V87H234ZM127 89H128V87H127ZM157 89V88H156ZM250 89V88H249ZM252 89H253V87H252ZM135 90V89H134ZM161 90V89H160ZM171 90V89H170ZM208 90H209V88H208ZM230 90V89H229ZM255 90V89H254ZM250 91V90H249ZM111 92V91H110ZM127 92V91H126ZM133 92V91H132ZM161 92H163V91H161ZM169 92V91H168ZM180 92V91H179ZM205 92V91H204ZM203 92V93H204ZM209 92H210V90H209ZM130 93H131V91H130ZM185 93V92H184ZM197 93V92H196ZM200 93H202V92H200ZM207 93H208V91H207ZM116 94V93H115ZM122 94V93H121ZM171 94V93H170ZM180 94V93H179ZM186 94V93H185ZM191 94V93H190ZM205 94V93H204ZM210 94V93H209ZM221 94V93H220ZM249 94V93H248ZM255 94V93H254ZM253 94V95H254ZM131 95V94H130ZM134 95V94H133ZM199 95V94H198ZM203 95V94H202ZM215 95V94H214ZM223 95V94H222ZM232 95V94H231ZM258 95V94H257ZM32 96V95H31ZM119 96V95H118ZM127 96L129 97V95L127 94ZM127 96H125L126 98H127ZM139 96V95H138ZM145 96V95H144ZM187 96V95H186ZM227 96H229V95H227ZM233 96H235V95H233ZM246 96V95H245ZM174 97H176V94H175V96ZM197 97V96H196ZM205 97H207V94H206V96ZM231 97V96H230ZM251 97H254V96H251ZM262 97V96H261ZM260 97V98H261ZM116 98V97H115ZM121 98V96L119 97V99ZM125 98V99H126ZM138 98V97H137ZM170 98H171V96H170ZM203 98V97H202ZM235 98H236V96H235ZM259 98V99H260ZM263 98H264V95H263ZM122 100L124 99V96H123V98H121ZM132 99V98H131ZM167 99V98H166ZM173 99V98H172ZM177 99H179V98H177ZM194 99V98H193ZM222 99V98H221ZM232 98H230V100H231ZM239 99V98H238ZM240 99H241V97H240ZM239 99V100H240ZM243 99V98H242ZM241 99V100H242ZM252 99V98H251ZM250 99V100H251ZM7 100V99H6ZM70 100V99H69ZM113 100V99H112ZM116 100V99H115ZM143 100V99H142ZM170 100V99H169ZM174 100H175V98H174ZM173 100V101H174ZM183 100V99H182ZM197 100V99H196ZM203 100V99H202ZM246 100H248V99H246ZM245 100V101H246ZM264 100V99H263ZM46 101H48V100H46ZM72 101V100H71ZM126 101V100H125ZM129 101V100H128ZM144 101V100H143ZM165 101V100H164ZM194 101V100H193ZM201 101V100H200ZM218 101V100H217ZM236 101H238V100H236ZM235 101V102H236ZM48 102H52V104H51V106L54 104L53 102L54 101H48ZM122 103H123V101H121ZM149 102V101H148ZM175 102V101H174ZM183 102V101H182ZM207 102V101H206ZM212 102V101H211ZM225 102V101H224ZM238 102H240V101H238ZM256 102V101H255ZM35 103V102H34ZM42 103V102H41ZM85 103V102H84ZM181 103V102H180ZM186 104H187V102H185ZM195 103V102H194ZM241 103V102H240ZM242 103H243V101H242ZM260 103H261V101H260ZM43 104V103H42ZM142 104V103H141ZM151 104V103H150ZM149 104V105H150ZM167 104V103H166ZM166 104H164L163 102L162 103H160V104H158V106H159V109H158V107H157V113H155L156 115V122H154V125H153V132H152V136L153 137H156V138H158V141H161V144H160V148L159 149H154L153 148V152H146L145 153V155H143V153L141 152V151H137L139 148L141 149V146L140 147H136V145L133 147V146H131V145H127V144H122L123 143V141H122V139H121V137L122 138H124L125 136H128V137H130V136H132L135 132H134V129H133V127H134V124H129V125H121V127L120 126H118V125H113V124H106V126L105 127H103L102 128V132L103 133H105V136H107V137H112V139H111V142H113V135L116 133L117 134V142L115 143V149H122L123 148V150H127V152L131 155V157H132V160H133V162H131L132 164L131 165H133V166H137L138 168H140V171H141V173L142 172H144L143 173V175L141 176V178L139 179H137V178H134V176L133 177H131V176H129V175H126V176H124L123 178H122V183H123V186H125L126 188H125V190H127V193H129V195L131 196V197H134V195H135V197H138L139 199L141 198V199H143V202H141L142 203V206L143 207H145L146 208V210L148 211V213H149V215L152 217V219L153 220H155V222L157 221L158 223L159 222H162L163 221V218H164V216H165V214L167 213V212H169V209H171L172 210V208H177V209H180L181 211L183 210V208L184 207H181V203H182V201L183 200H185L186 201V199H187V195H190L189 193H187L188 191V189H187V183H186V181H185V178H186V176L187 175H185L184 174V172L183 171H181L180 169H178V167H177V165H175L174 163V165H170V164H168V162L166 161V159H167V157H168V153H170L171 152V149H172V141H171V139L170 140H168L167 139V135L169 134V132H172V123H171V108L172 107H169V106H167ZM171 104V103H170ZM206 104V103H205ZM213 104V103H212ZM216 104V103H215ZM226 104V103H225ZM47 105V104H46ZM50 105V104H49ZM122 105V104H121ZM148 105V106H149ZM157 105V104H156ZM178 105V104H177ZM183 105H184V103H183ZM243 105V104H242ZM257 105V104H256ZM35 106V105H34ZM44 106H45V103H44ZM50 106V107H51ZM116 106L118 107V109L120 108V109H123V108H121L119 105H117V103H116ZM123 106V105H122ZM141 106V105H140ZM198 106V105H197ZM204 106V105H203ZM210 106V105H209ZM215 106V105H214ZM226 106H229L230 108H226V109H228V112L230 111V110H234L235 108H236V103H234L233 102V104H227ZM36 107V106H35ZM75 107V106H74ZM104 107V106H103ZM109 107V106H108ZM133 107V106H132ZM142 107V106H141ZM175 107V106H174ZM182 107V106H181ZM201 107V106H200ZM217 107V106H216ZM72 108V107H71ZM127 108H128V106H127ZM152 108V107H151ZM176 108V107H175ZM177 108H178V106H177ZM191 107H189V109H190ZM225 108V107H224ZM264 108V107H263ZM40 109H42V108H40ZM45 109V108H44ZM48 109H49V106H48ZM70 109V108H69ZM132 109V108H131ZM202 109V108H201ZM238 109V108H237ZM240 109V108H239ZM243 109V108H242ZM245 109V108H244ZM11 110V109H10ZM34 110H35V108H34ZM33 110V111H34ZM49 110H51V109H49ZM68 110V109H67ZM72 110H73V108H72ZM79 110V109H78ZM92 110V109H91ZM130 110V109H129ZM151 110V109H150ZM186 110L188 111V109L186 108ZM210 110V109H209ZM36 111V110H35ZM39 111H41V110H39ZM65 111V110H64ZM75 111V110H74ZM95 111V110H94ZM98 111V110H97ZM103 111V110H102ZM119 111V110H118ZM125 111V110H124ZM124 111H122V112H124ZM153 111V110H152ZM202 111V110H201ZM227 111V110H226ZM226 111H222V114H221V116H215L214 118H213V116L211 117V118H213L212 120L211 119H202L201 118V116L199 117V118H201V119H199V118H197V119H195V120H190V122L188 121V125L186 126V128H185V130H184V133L182 134L184 137H185V139H187V137H188V134L189 133H191V131H193V125L194 124H197L198 125V127H199V132L202 134V135H204L205 134V132H204V130L206 131V134L208 133V132H210L211 134H212V138L214 139V141L215 142H218L220 139H222V140H224V141H226V143L228 142V144L229 145H227V146H224V147H217L216 146V144H213V145H209L208 146V148L207 149H205L204 150V155H205V158H207L211 163H215V162H217L218 164H219V169L220 170H223V169H225V170H227V169H233V168H235V169H238V173H239V175H238V180H239V183H240V187L237 189H235L230 195H229V193H228V195H226V194H223V195H221V196H217V198L216 199H214L215 201H213L212 199V201L214 202V203H212V204H214V206L208 211V212H211V213H213L212 215H211V217H207V219L205 220V222L204 223H202L201 224V228H197L196 226H195V228L193 227L194 226V224H198V220L197 221H195V222H197V223H195V222H189V226L188 227H186L187 229H186V231L185 232H183V231H180V232H183L182 234H180V237H179V242L177 243V240H176V242L174 243L173 242V240H169V242H168V253L171 255V256H174V257H177L179 254H181V252H182V254H183V250L184 249H186V248H184V247H188V248H190L189 249V251L191 250L192 252H195V254H196V252L197 251H201V250H207L206 252V254H208L210 251H211V249L213 248L214 249V253L215 254H217L218 253V251H217V249L219 250H222L223 251V253L225 254V247H226V242H227V240L228 239H230V238H235V239H237V240H240V246H238L237 247V253L239 252V254H240V249L241 248H243L244 249V252L243 253H241L242 254V257L243 258H245V261L243 262V264H264V247H262L261 246V244H260V241L261 240H263L264 239V209L263 210H260L258 207H255L254 205H252V206H254V207H252V208H249V209H245V208H243V206H241V204L240 205H237L238 203H237V201H239L238 199L240 198V197H244V198H248L249 197V199H251V201H252V199L253 198H260L261 196L263 197L264 196V143H261V142H259V140L261 139H263L264 138V120L261 122V124H260V127L261 128H258V127H253L252 125H247V124H241V126L239 125V127H238V131H237V137L235 138H231V137H229L228 136V127H227V125H225L224 123H227V121H229V119H228V117L230 116V115H232V113H231V111L229 112V114L228 113H225ZM43 112H44V110H43ZM46 112H47V110H46ZM46 112H45V114H46ZM55 112H57V111H55ZM54 112V113H55ZM66 112V111H65ZM71 112H73V111H71ZM77 112V111H76ZM79 112V111H78ZM85 112V111H84ZM145 113L143 114L144 116L142 117L143 118V121L141 122V125H143V124H146V123H149V116L146 114V111H144ZM148 112V111H147ZM151 112V111H150ZM175 112V111H174ZM173 112V113H174ZM215 112V111H214ZM224 112V113H223ZM34 113V112H33ZM89 113H91V111L89 112ZM95 113V112H94ZM126 113V112H125ZM125 113H124V115H125ZM185 113V112H184ZM187 113V112H186ZM190 113H191V111H190ZM200 112L198 111V114H199ZM208 113V112H207ZM12 114V113H11ZM10 114V115H11ZM39 114V113H38ZM48 114H50V113H48ZM53 114V113H52ZM55 114H57V113H55ZM62 114V113H61ZM69 114V113H68ZM72 114V113H71ZM70 114V115H71ZM92 114V113H91ZM118 114H119V112H118ZM122 114V113H121ZM120 114V115H121ZM131 114V113H130ZM133 114V113H132ZM153 114V113H152ZM178 114V113H177ZM217 114V113H216ZM228 114V116L226 117L225 115H227ZM262 114V113H261ZM51 115V114H50ZM89 114H87V116H88ZM140 115V114H139ZM184 115V114H183ZM186 115V114H185ZM35 116H36V114H35ZM38 116H40V115H38ZM43 116V115H42ZM85 116V115H84ZM84 116H80L81 118H83ZM90 116V115H89ZM93 116H94V114H93ZM92 116V117H93ZM141 116V115H140ZM154 116V115H153ZM152 116V117H153ZM190 116H192V115H190ZM198 116V115H197ZM196 116V117H197ZM240 116V115H239ZM263 116H264V113H263ZM48 117V116H47ZM129 117V116H128ZM131 118H132V116H130ZM183 117V116H182ZM188 117V116H187ZM192 117H194V116H192ZM232 117V116H231ZM231 117H230V119H231ZM41 118V117H40ZM50 118V117H49ZM54 118V117H53ZM76 118H78V117H76ZM96 118V117H95ZM118 119H119V116L117 117ZM116 118V119H117ZM121 118V117H120ZM125 118V117H124ZM126 118H127V116H126ZM134 118V117H133ZM247 118V117H246ZM250 118V117H249ZM260 118V117H259ZM3 119V118H2ZM8 119V118H7ZM34 119V118H33ZM38 119V118H37ZM36 119V120H37ZM79 119V118H78ZM123 119V118H122ZM137 119H139V118H137ZM176 119H178V118H176ZM192 119V118H191ZM228 119V120H227ZM235 119V118H234ZM43 120V119H42ZM56 120V119H55ZM59 120V119H58ZM58 120H56V121H58ZM76 120V119H75ZM129 120V119H128ZM132 120H135V119H132ZM140 120V119H139ZM182 120V119H181ZM232 120V119H231ZM241 120V119H240ZM9 121H10V119H9ZM48 121V120H47ZM49 121H51V120H49ZM49 121H48V123H49ZM83 121V120H82ZM91 121V120H90ZM90 121H87L88 123L86 124L87 126H88V129L89 130H93V132L92 133H94V130L95 129H97L98 130V128H97V125L96 124H92V123H90ZM113 121V120H112ZM111 121V122H112ZM126 121V120H125ZM153 121H154V119H153ZM184 121V120H183ZM186 121V120H185ZM247 120L245 119V122H246ZM254 121V120H253ZM256 121V120H255ZM259 121H260V119H259ZM2 122V121H1ZM6 122V121H5ZM35 122H37V121H35ZM52 122V121H51ZM59 122H61V121H59ZM69 122H72V121H69ZM74 122H76V121H74ZM79 122V121H78ZM92 122V121H91ZM115 122V121H114ZM118 121H116V123H117ZM151 122V121H150ZM177 122V121H176ZM86 123V122H85ZM94 123H95V121H94ZM110 123V122H109ZM113 123V122H112ZM115 123V124H116ZM124 123V122H123ZM130 123H131V121H130ZM137 123V122H136ZM233 123V122H232ZM238 123V122H237ZM241 123V122H240ZM243 123H244V121H243ZM247 123V122H246ZM38 124V123H37ZM45 124V123H44ZM50 125H51V123H49ZM179 124V123H178ZM257 124V123H256ZM6 125V124H5ZM40 125V124H39ZM41 125H43V124H41ZM46 125V124H45ZM44 125V126H45ZM57 125H59V124H57ZM137 125V124H136ZM197 125H195V126H197ZM49 126V125H48ZM79 126V125H78ZM83 126H84V124H83ZM103 126V125H102ZM144 126V125H143ZM183 126V125H182ZM4 127V126H3ZM41 127V126H40ZM43 127V126H42ZM68 127V126H67ZM77 127V126H76ZM176 127V126H175ZM180 127V126H179ZM197 127V128H198ZM48 128V127H47ZM46 128V129H47ZM51 128V127H50ZM53 128V127H52ZM70 128V127H69ZM146 128V127H145ZM2 129V128H1ZM10 129V128H9ZM66 129V128H65ZM76 129V128H75ZM80 129V128H79ZM53 130V129H52ZM61 130V129H60ZM82 130V129H81ZM80 130V131H81ZM231 130V129H230ZM1 131V130H0ZM7 131V130H6ZM57 131H58V129H57ZM62 131V130H61ZM96 131V130H95ZM100 131V130H99ZM140 131V130H139ZM152 131V130H151ZM179 131V130H178ZM181 131V130H180ZM2 132V131H1ZM42 132V131H41ZM48 132H50V131H48ZM76 132H78V131H76ZM101 132V131H100ZM182 132V131H181ZM58 133V132H57ZM67 133H68V131H63L62 132V134H61V140H62V138H63V140H66V139H64L65 137H67L68 135H67ZM88 133V132H87ZM102 133V134H103ZM138 133V132H137ZM141 133V132H140ZM176 133V132H175ZM2 134H3V132H2ZM45 134V133H44ZM49 134H51V133H49ZM60 134V133H59ZM81 134V133H80ZM197 134V133H196ZM58 135V134H57ZM56 135V136H57ZM87 135V134H86ZM89 135V134H88ZM88 135L86 136V138L88 137ZM96 135H99V134H97L96 133ZM141 135V134H140ZM29 136V135H28ZM55 136V137H56ZM75 136V135H74ZM73 136V137H74ZM90 136H92V135H90ZM89 136V137H90ZM102 136V135H101ZM104 136V137H105ZM196 136V135H195ZM3 137V136H2ZM1 137V138H2ZM6 137V136H5ZM53 137V136H52ZM58 137H60L59 135H58ZM83 137V136H82ZM98 137H100V136H98ZM104 137H102V139L104 138ZM127 137V138H128ZM136 137V136H135ZM178 137V136H177ZM77 138H79V137H77ZM76 138V139H77ZM91 138V137H90ZM97 138V137H96ZM126 138V139H127ZM138 138V137H137ZM159 138H160V140H159ZM203 138V137H202ZM75 139V138H74ZM133 139V138H132ZM5 140H6V138H5ZM45 140V139H44ZM55 140V139H54ZM60 140V141H61ZM71 140V139H70ZM81 140V139H80ZM86 140V139H85ZM84 140V141H85ZM90 140V139H89ZM94 140V139H93ZM92 140V141H93ZM98 140V139H97ZM103 140H105V139H103ZM130 140V139H129ZM128 140V141H129ZM134 140H136V139H134ZM155 140V139H154ZM181 140V139H180ZM43 141V140H42ZM47 141V140H46ZM58 141V140H57ZM67 141H69V140H67ZM66 141V142H67ZM96 141V140H95ZM127 141V140H126ZM156 141V140H155ZM186 141V140H185ZM206 141V140H205ZM5 142V141H4ZM49 142V141H48ZM62 142V141H61ZM80 142V141H79ZM100 142V141H99ZM102 142V141H101ZM135 142V141H134ZM137 142H139V141H137ZM177 142V141H176ZM181 142V141H180ZM187 142V141H186ZM203 142V141H202ZM65 143V142H64ZM69 143V142H68ZM75 143V142H74ZM87 143V142H86ZM92 143V142H91ZM212 143V142H211ZM222 143H224L223 141H222ZM46 144V143H45ZM48 144H50V143H48ZM77 144V143H76ZM96 144V143H95ZM99 144V143H98ZM130 144V143H129ZM136 144V143H135ZM192 144V143H191ZM210 144V143H209ZM104 144H102V146H103ZM139 145V144H138ZM141 145V144H140ZM189 145V144H188ZM220 145H222V144H220ZM241 145H245V147H242ZM7 146V145H6ZM76 146V145H75ZM90 146H92V144L90 145ZM94 146V145H93ZM96 146H98V145H96ZM107 146V145H106ZM144 146V145H143ZM146 146V145H145ZM1 147V146H0ZM9 147V146H8ZM11 147V146H10ZM46 147V146H45ZM81 147V146H80ZM79 147V148H80ZM83 147V146H82ZM87 147V146H86ZM89 147V146H88ZM95 147V146H94ZM100 147V146H99ZM6 148V147H5ZM40 148V147H39ZM76 148H77V146H76ZM78 148V149H79ZM108 148L110 149L111 147H109L108 146ZM70 149V148H69ZM86 149V148H85ZM90 149V148H89ZM97 149V148H96ZM101 149V148H100ZM100 149H99V151H100ZM105 149V148H104ZM103 149V150H104ZM137 149V150H136ZM139 149V150H140ZM149 149V148H148ZM175 149V148H174ZM199 149H200V147H199ZM45 150V149H44ZM71 150H73V147H72V149ZM70 150V151H71ZM77 150V149H76ZM80 150H82V148L80 149ZM84 150V149H83ZM111 150V149H110ZM134 150H136V151H134ZM4 151V150H3ZM12 151V150H11ZM77 151H79V150H77ZM90 151V150H89ZM93 151H95V150H93ZM98 151V152H99ZM148 151V150H147ZM177 151V150H176ZM175 151V152H176ZM179 151V150H178ZM202 151V150H201ZM75 151H73V153H74ZM85 152H88V151H85ZM96 152V151H95ZM117 152H119V151H117ZM83 153V152H82ZM81 153V154H82ZM90 153V152H89ZM172 153V152H171ZM178 153V152H177ZM94 154V153H93ZM97 154V153H96ZM102 154V153H101ZM125 154V153H124ZM174 154V153H173ZM11 156H12V154H10ZM9 155V156H10ZM70 155V154H69ZM74 156H76L75 155V153L73 154ZM72 155V156H73ZM78 155H79V153H78ZM87 155V154H86ZM85 155V156H86ZM115 155V154H114ZM178 155V154H177ZM73 156V157H74ZM83 156V155H82ZM89 156H90V154H89ZM92 156V155H91ZM100 156V155H99ZM116 156V155H115ZM174 157H175V155H173ZM14 157H17L16 155L14 156ZM46 158H47V156H45ZM72 157V158H73ZM84 157V156H83ZM96 157V156H95ZM98 157V156H97ZM117 158H118V156H116ZM120 157V156H119ZM122 157H124V155L123 156H121V158ZM126 157H129V156H126ZM43 158V157H42ZM68 158V157H67ZM79 158V157H78ZM77 158V159H78ZM81 158V157H80ZM51 159V158H50ZM74 159H75V157H74ZM88 159V158H87ZM92 159V158H91ZM97 159V158H96ZM120 159V158H119ZM129 159V158H128ZM127 158H126V160H128ZM41 160V159H40ZM42 160H44V159H42ZM65 160V159H64ZM76 160V159H75ZM74 160V161H75ZM81 160H82V158H81ZM111 160H113V159H111ZM110 160V161H111ZM118 160V159H117ZM131 160V159H130ZM11 161H12V159H11ZM45 161V160H44ZM43 161V162H44ZM52 161V160H51ZM74 161H72V162H74ZM84 161V160H83ZM92 161V160H91ZM90 161V162H91ZM98 161V160H97ZM114 161V160H113ZM119 161V160H118ZM170 161V160H169ZM45 162H47V161H45ZM48 162H49V159H48ZM59 162V161H58ZM66 162V161H65ZM64 162V163H65ZM68 162V161H67ZM65 163L66 165V168L67 169H70V167H69V165L68 164H70V162L69 163ZM71 162V163H72ZM51 163V162H50ZM50 163H49V165H50ZM104 163V162H103ZM108 163V162H107ZM115 163V162H114ZM170 163H172V162H170ZM45 164V163H44ZM52 164V163H51ZM56 164V163H55ZM61 164V163H60ZM73 164V163H72ZM76 164V163H75ZM75 164L73 165V166H75ZM83 164V163H82ZM87 164V163H86ZM98 164H100V163H98ZM118 164H120V163H118ZM149 164H152V165H150L149 166ZM217 164V165H218ZM79 165V164H78ZM84 165H85V163H84ZM89 165V164H88ZM91 165V164H90ZM108 165V164H107ZM115 165H117V163L115 164ZM114 165V166H115ZM124 165V164H123ZM43 166V165H42ZM71 166V165H70ZM103 166H106V165H104L103 164ZM102 166V167H103ZM112 166V165H111ZM113 166V167H114ZM55 167V166H54ZM59 167H60V165H59ZM59 167H57V168H59ZM62 167V166H61ZM72 167V166H71ZM123 167V166H122ZM131 167V166H130ZM48 168H49V166H48ZM56 168V167H55ZM73 168V167H72ZM71 168V169H72ZM91 168H93L94 169V167H91ZM107 168V171L104 173L105 174V176H107L108 177V175H109V173H111V172H109L110 171V169L112 168V167H110V168H108V166L106 167ZM125 168V170L127 169V170H129L128 169V167H127V165H126V167H124ZM146 168H148L147 169V171L145 170ZM40 169V168H39ZM44 169H45V167H44ZM53 169V168H52ZM85 169V168H84ZM87 169V168H86ZM89 169H90V167H89ZM123 169V168H122ZM135 169V168H134ZM137 169V168H136ZM38 170V169H37ZM49 170V169H48ZM66 170V169H65ZM91 170V169H90ZM97 170V169H96ZM99 170V169H98ZM125 170H123V171H125ZM133 170V169H132ZM139 170V169H138ZM195 170V169H194ZM50 171V170H49ZM59 171V170H58ZM68 171V170H67ZM66 171V172H67ZM71 171H73L74 172V170H71ZM86 171H88V169L86 170ZM94 171V170H93ZM122 171V170H121ZM121 171H119V169H118V171L116 172V173H118L119 174V172H121ZM139 171V172H140ZM54 172V171H53ZM59 172H61V171H59ZM62 172H63V170H62ZM61 172V173H62ZM69 172V171H68ZM72 172V173H73ZM75 172H79V171H76L75 170ZM81 172V171H80ZM100 172V171H99ZM109 172V173H108ZM132 172V171H131ZM195 172V171H194ZM193 172V173H194ZM198 172V171H197ZM55 173V172H54ZM89 173V172H88ZM94 173H96V172H94ZM127 173V172H126ZM129 173H130V171H129ZM133 173V172H132ZM199 173V172H198ZM47 174H48V172H47ZM66 174V173H65ZM68 174V173H67ZM77 174V173H76ZM79 174V173H78ZM82 174V173H81ZM84 174V173H83ZM92 174V173H91ZM102 175H103V173H101ZM135 174V173H134ZM133 174V175H134ZM140 174V173H139ZM203 174V173H202ZM205 174V173H204ZM51 175V174H50ZM56 175V174H55ZM86 175V174H85ZM95 175H98V174H95ZM124 175V174H123ZM131 175V174H130ZM82 176V175H81ZM81 176H78V178H80ZM94 176V175H93ZM118 176V175H117ZM137 176V175H136ZM205 176H207V175H205ZM224 176V175H223ZM35 177V176H34ZM67 177V176H66ZM74 177V176H73ZM77 177V176H76ZM100 177V176H99ZM119 177V176H118ZM117 177V178H118ZM139 177H140V175H139ZM224 177H226V176H224ZM33 178V177H32ZM42 178V177H41ZM60 178V177H59ZM72 178V177H71ZM98 178V177H97ZM196 178H198V176H195V174L193 175V176H187V179H188V181H193L194 179H196ZM56 179V178H55ZM62 179V178H61ZM60 179V180H61ZM75 179V178H74ZM85 179H86V181H87V178H85V176H84V180H83V182L85 181ZM95 179V178H94ZM100 179V178H99ZM120 179V178H119ZM207 179V178H206ZM213 179V178H212ZM66 180V179H65ZM64 180V181H65ZM68 180V179H67ZM78 180V179H77ZM76 180V181H77ZM80 180V179H79ZM92 180V179H91ZM105 180H107V178L105 179ZM112 180V179H111ZM114 180V179H113ZM201 180V179H200ZM231 180H233V178L231 179ZM236 180V179H235ZM85 181V182H86ZM116 181V180H115ZM187 181V182H188ZM203 181H207V180H203ZM202 181V182H203ZM45 182V181H44ZM62 182V181H61ZM68 182V181H67ZM66 182V184H64L63 185V187H64V189L66 190V195H67V197H69L70 195H76L75 193L78 191L77 190V187L75 186L74 187V183L73 182H70V180H69V183H67ZM89 182V181H88ZM95 182H97L96 180H95ZM95 182H91V183H88V185H90L91 186V188H89V193L91 192V194L92 193H100V192H102V190H103V188L102 187H104V186H102V187H100V188H102V190H99L98 189V185H97V183H100V182H97V183H95ZM196 182H197V180H196ZM194 183L195 185L196 184H198V183ZM200 182V181H199ZM211 182H213V181H211ZM218 182H219V177H218V174H217V176L215 177V181L213 182V183H209L208 181H207V184H206V182H204V185L203 184H201V182H200V184H201V186L200 187H198V192H200V194L201 193H203V195H204V198L205 199H208L209 197H211V195L213 196L214 194H216V190H217V186H218ZM231 182H233V181H231ZM64 183V182H63ZM62 183V184H63ZM104 183H107V182H104ZM119 183H121V182H119ZM77 184H78V182H77ZM81 183H79V185H80ZM101 184V183H100ZM221 184V183H220ZM58 185V184H57ZM56 185V186H57ZM102 185V184H101ZM100 185V186H101ZM189 185V184H188ZM232 185V184H231ZM47 186V185H46ZM60 186V185H59ZM84 186V185H83ZM107 186V185H106ZM111 186H113L112 184H111ZM119 186V185H118ZM122 186V185H121ZM198 186V185H197ZM196 186V187H197ZM229 186V185H228ZM238 186V185H237ZM236 186V187H237ZM48 187V186H47ZM52 187V186H51ZM54 187V186H53ZM115 186H113V188H114ZM227 187V186H226ZM50 188V187H49ZM60 188H61V186H60ZM82 188V187H81ZM80 187H79V189H81ZM84 188V187H83ZM105 188V187H104ZM107 188H108V186H107ZM55 189V188H54ZM56 189H58V188H56ZM112 189V188H111ZM234 189V188H233ZM116 190V189H115ZM124 190V189H123ZM122 190V191H123ZM226 190V189H225ZM83 191V190H82ZM111 191V190H110ZM119 191H120V189H119ZM118 191V192H119ZM44 192V191H43ZM64 192V191H63ZM62 192V193H63ZM79 192V191H78ZM86 192V191H85ZM106 192H107V190H106ZM112 192H114V191H112ZM121 192V191H120ZM125 192V191H124ZM226 193V192H225ZM113 194V193H112ZM116 194V193H115ZM192 194V193H191ZM109 195H111V194H109ZM120 195V194H119ZM81 196V195H80ZM114 196H117V195H114ZM195 196V195H194ZM202 196V195H201ZM71 197V196H70ZM94 197V196H93ZM102 197V196H101ZM107 197H108V195H107ZM107 197H105V198H107ZM119 197H122V196H119ZM126 197H129L128 195L126 196ZM131 197H130V199H131ZM134 197V198H135ZM191 197H192V195H191ZM74 198V197H73ZM86 198V197H85ZM84 197H83V201L82 202H84V199H85ZM103 198V197H102ZM101 198V199H102ZM123 198V197H122ZM190 198V197H189ZM201 198V197H200ZM224 198H225V201H224ZM88 199V198H87ZM87 199H85V200H87ZM90 199H92V198H90ZM119 199V198H118ZM194 199V198H193ZM231 199V200H230ZM69 200V199H68ZM73 200H76L75 198L73 199ZM73 200H72V203H73ZM79 200V199H78ZM127 200V199H126ZM136 200V199H135ZM134 200V201H135ZM192 200V199H191ZM190 200V201H191ZM208 201L209 203L210 202H212V201ZM237 200V201H236ZM244 200V199H243ZM263 200V199H262ZM65 201V200H64ZM115 201V200H114ZM123 201H124V199H123ZM196 201V200H195ZM200 201H202V200H200ZM207 201V200H206ZM247 201H248V199H247ZM79 202H81V201H79ZM121 202V201H120ZM126 202H128V201H126ZM125 202V203H126ZM258 202H259V200H258ZM261 202V201H260ZM78 203V202H77ZM92 203L96 206V205H99V206H105V208H110V207H112V203H113V201H112V199L111 200H99L98 198H94L93 200H92ZM117 203V202H116ZM129 203V202H128ZM191 203V202H190ZM237 203V204H236ZM122 204V203H121ZM139 204V203H138ZM185 204H187V202L185 203ZM195 204H196V202H195ZM202 204H204V203H202ZM225 204L228 206V208H230V213H231V221H230V227L229 226H225L226 224H224L223 222H222V220L220 221V219H219V217L218 216H220L221 215V208H223L224 206H225ZM242 204H244L245 206H247L248 205V203L246 204V203H242ZM257 204V203H256ZM260 204V203H259ZM72 205V204H71ZM93 205V206H94ZM206 205H208V204H206ZM263 206H264V204H262ZM131 206H132V204H131ZM182 206H183V204H182ZM202 206H204V205H202ZM208 206H210V205H208ZM257 206V205H256ZM261 206V205H260ZM127 207V206H126ZM142 207V208H143ZM226 207V206H225ZM82 208H84V207H82ZM86 208V207H85ZM100 208V207H99ZM141 208V209H142ZM193 208V207H192ZM206 208V207H205ZM207 208H209V207H207ZM135 209V208H134ZM184 209H187V208H184ZM224 209V208H223ZM129 210H130V208H129ZM136 210H138L137 208H136ZM198 211H197V213L198 212H200L199 211V209H197ZM225 210V209H224ZM61 211V210H60ZM63 211V210H62ZM142 211V210H141ZM173 211V210H172ZM193 211V210H192ZM133 212V211H132ZM140 212V211H139ZM183 212H184V210H183ZM222 212H223V210H222ZM225 212V211H224ZM44 213V212H43ZM143 213H144V211H143ZM171 213V212H170ZM182 213V212H181ZM193 213V212H192ZM195 213V212H194ZM202 213H203V209H202ZM202 213L200 214V216L202 215ZM205 213V212H204ZM210 213V214H211ZM146 214V213H145ZM177 214V213H176ZM207 214V213H206ZM209 214V213H208ZM227 214V213H226ZM194 215V214H193ZM193 215L191 216V217H193ZM177 216V215H176ZM186 216H187V214H186ZM195 216V215H194ZM228 216V215H227ZM148 218V217H147ZM186 218V217H185ZM187 218H188V216H187ZM186 218V219H187ZM230 218V217H229ZM228 218V219H229ZM146 219V218H145ZM189 219V218H188ZM197 219V218H196ZM199 220H200V218H198ZM67 220V219H66ZM169 220V219H168ZM224 220H225V218H224ZM229 221V220H228ZM149 222V221H148ZM187 223V222H186ZM228 223V222H227ZM73 224V223H72ZM144 224V223H143ZM152 224V223H151ZM161 224V223H160ZM192 224H193V226H192ZM74 225V224H73ZM152 225H154V224H152ZM186 225V224H185ZM155 226V225H154ZM159 226V225H158ZM161 227H162V225H160ZM172 226V225H171ZM174 226H176V225H174ZM254 228H253V227ZM60 227V226H59ZM153 227V226H152ZM152 227H151V229H152ZM230 228V229H228V231H227V228ZM253 228V236L252 237H249V239H245V238H241V236H242V231L244 230V229H248V228ZM155 228V227H154ZM156 228L157 229H159L157 226H156ZM207 228L209 229V230H211L212 231V234L213 233H218L217 235H222V237L220 238L219 236H217V237H219L220 239H216V240H214V242L212 243V241H210L211 239H209V237H207L208 235H206L205 236V233H204V231H206L207 230ZM1 229V228H0ZM12 229V228H11ZM14 229V228H13ZM72 229V228H71ZM132 229V228H131ZM147 229H149V227L147 228ZM163 229V228H162ZM161 229V230H162ZM8 230V229H7ZM10 230V229H9ZM82 230V229H81ZM208 230V231H209ZM2 231V230H1ZM150 231V230H149ZM154 231V230H153ZM178 231V230H177ZM214 231V232H213ZM6 232V231H5ZM69 232V231H68ZM80 232V231H79ZM142 232H143V230H142ZM141 232V233H142ZM162 232V231H161ZM50 233V232H49ZM132 233V232H131ZM139 233V232H138ZM137 233V234H138ZM9 234V233H8ZM13 234H14V232H13ZM16 234V233H15ZM74 234V233H73ZM72 234V235H73ZM143 234V233H142ZM171 234V233H170ZM1 235H5L4 233L2 234L1 233ZM126 235V234H125ZM161 235V234H160ZM172 235V234H171ZM174 235V234H173ZM214 235V234H213ZM9 236V235H8ZM11 236V235H10ZM154 236V235H153ZM165 236H167V234L165 235ZM11 237H14V236H11ZM10 237V238H11ZM212 237V236H211ZM3 238V237H2ZM126 238V237H125ZM124 238V239H125ZM146 238H149V237H146ZM155 238V237H154ZM153 238V239H154ZM164 238V237H163ZM169 238V237H168ZM174 238V237H173ZM177 238V237H176ZM5 239V238H4ZM12 239H14V238H12ZM139 239H140V237H139ZM152 239V240H153ZM156 239V238H155ZM158 239V238H157ZM53 240V239H52ZM51 240V241H52ZM132 239H130V241H131ZM231 240V239H230ZM236 240V241H237ZM140 241V240H139ZM158 241H160V240H158ZM158 241H156V242H158ZM47 242V241H46ZM136 242H138L137 240H136ZM146 242V241H145ZM184 242H185V244H184ZM233 242V241H232ZM50 243V242H49ZM134 243V242H133ZM147 243V242H146ZM153 243V242H152ZM164 243V242H163ZM3 244V243H2ZM10 244V243H9ZM114 244V243H113ZM127 244V243H126ZM129 244V243H128ZM131 244V243H130ZM145 244V243H144ZM232 244V243H231ZM235 244V243H234ZM62 245V244H61ZM108 245V244H107ZM111 245V244H110ZM132 245V244H131ZM130 245V246H131ZM138 245H140V244H138ZM137 245V246H138ZM228 245V244H227ZM230 245V244H229ZM238 245V244H237ZM9 246V245H8ZM70 246V245H69ZM96 246V245H95ZM105 246V245H104ZM115 247V244L114 245H112V247ZM129 246V245H128ZM142 246V245H141ZM165 246V245H164ZM1 247V246H0ZM3 247V246H2ZM66 247V246H65ZM100 247V246H99ZM120 247H122V246H120ZM126 247H127V245H126ZM132 247V246H131ZM140 247V246H139ZM230 247V246H229ZM58 248V247H57ZM64 248V247H63ZM250 248H252V250L250 251L249 249ZM65 249V248H64ZM113 249V248H112ZM112 249H111V251H112ZM116 249H117V247H116ZM133 249V248H132ZM70 250V249H69ZM126 250V249H125ZM58 251V250H57ZM63 251H65V250H63ZM127 251V250H126ZM126 251H123V255H121L122 257H123V262L124 261H126V259H127V253H126ZM134 251V250H133ZM138 251V250H137ZM136 251V252H137ZM217 251V252H216ZM121 252V251H120ZM135 252V251H134ZM60 253V252H59ZM59 253H58V255H59ZM82 253V252H81ZM85 253V252H84ZM92 253V252H91ZM199 253V252H198ZM201 253V252H200ZM27 254V253H26ZM30 254V253H29ZM61 254L62 253H60V256H61ZM69 254H71V253H69ZM73 254H74V252H73ZM80 254V253H79ZM107 254V253H106ZM131 254V253H130ZM137 254V253H136ZM194 254V255H195ZM75 255V254H74ZM118 255V254H117ZM116 255V256H117ZM202 255V254H201ZM27 256V255H26ZM32 256V255H31ZM34 256V255H33ZM64 256V255H63ZM62 256V257H63ZM76 256V255H75ZM131 256V255H130ZM196 256V255H195ZM207 256V255H206ZM218 256V255H217ZM35 257V256H34ZM102 257V256H101ZM100 257V258H101ZM104 257V256H103ZM106 257H107V255L105 256V259H106ZM120 257V256H119ZM135 257V256H134ZM240 257H241V255H240ZM33 258V257H32ZM68 258V257H67ZM72 258V257H71ZM70 257H69V259H71ZM74 258V257H73ZM77 258V257H76ZM79 258H81V257H79ZM83 258H84V256H83ZM86 258V257H85ZM91 258V257H90ZM108 258H110V257H108ZM129 258V257H128ZM230 258V257H229ZM27 259H29V261L30 260H33V259H31L30 257L29 258H27ZM57 259V258H56ZM63 259H64V257H63ZM69 259H68V261H69ZM104 259V260H105ZM172 259H173V257H172ZM171 259V260H172ZM204 259V258H203ZM217 259V258H216ZM220 259V258H219ZM26 260V259H25ZM41 260V259H40ZM62 260V259H61ZM77 260V259H76ZM83 260V259H82ZM103 260V259H102ZM101 260V261H102ZM109 260V259H108ZM111 260V259H110ZM169 260V259H168ZM59 261V260H58ZM73 261V260H72ZM72 261H70V262H72ZM107 261V260H106ZM113 261V260H112ZM132 261H134V260H132ZM178 261H180V260H178ZM238 261V260H237ZM24 262V261H23ZM35 262V261H34ZM55 262V261H54ZM63 262V261H62ZM65 262V261H64ZM77 262V261H76ZM75 262V263H76ZM80 262V261H79ZM108 262V261H107ZM143 262V261H142ZM211 262V261H210ZM239 262V261H238ZM26 263H27V261H26ZM29 263V262H28ZM59 263V262H58ZM61 263V262H60ZM84 263V262H83ZM82 263V264H83ZM136 263V262H135ZM18 264V263H17ZM21 264V263H20ZM39 264V263H38ZM41 264V263H40ZM54 264V263H53ZM77 264V263H76ZM81 264V263H80ZM223 264V263H222Z\"/></svg>",
    "mask_w": 264,
    "mask_h": 264
}]
</instances>
